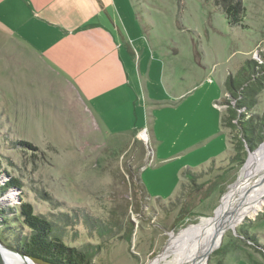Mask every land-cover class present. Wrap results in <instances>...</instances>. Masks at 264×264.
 <instances>
[{"label":"rangeland","instance_id":"1","mask_svg":"<svg viewBox=\"0 0 264 264\" xmlns=\"http://www.w3.org/2000/svg\"><path fill=\"white\" fill-rule=\"evenodd\" d=\"M229 1H239L238 25ZM42 4L0 0L3 244L20 232L13 209L23 195L71 221L67 243L96 245L93 264L177 263L264 141L240 153L222 122L234 102L225 80L246 60L264 64V0H116L115 32L93 20L64 32L41 19ZM91 48L105 54L89 65ZM134 57L151 64L150 79ZM256 101L244 119L264 113V80ZM174 136L191 145L176 156ZM10 177L19 185L5 188ZM206 264H264V202L223 232Z\"/></svg>","mask_w":264,"mask_h":264},{"label":"trees","instance_id":"2","mask_svg":"<svg viewBox=\"0 0 264 264\" xmlns=\"http://www.w3.org/2000/svg\"><path fill=\"white\" fill-rule=\"evenodd\" d=\"M239 5V1H229L224 5V12L232 25L240 24ZM254 62L246 60L243 68L235 76H229L225 80V86L234 102L222 116V122L224 127L232 128L235 132L236 141L232 142L235 150L240 153L244 149H254L261 142L264 134V113L254 114L246 119L243 113L251 112L256 105L258 89L261 81L264 80V64ZM227 103L231 104L230 101ZM238 156L234 157L235 160L242 159ZM187 176L193 177V173ZM18 185V179L10 177L5 183V188ZM13 211L20 232L14 235L10 243H7L9 248L28 256L38 264H93L92 259L97 246L89 242L80 246L67 243V227L72 223L63 213L55 216L36 212L33 204L23 195L18 207ZM102 231L103 229H98V237L102 238ZM0 233L2 234L1 231ZM0 240L4 242L2 237Z\"/></svg>","mask_w":264,"mask_h":264},{"label":"bare ground","instance_id":"3","mask_svg":"<svg viewBox=\"0 0 264 264\" xmlns=\"http://www.w3.org/2000/svg\"><path fill=\"white\" fill-rule=\"evenodd\" d=\"M263 202L264 141L250 153L240 172L238 182L227 194L217 214L209 220L208 229L175 264H206L207 255L215 249L223 232L255 212ZM4 255L16 264H34L23 261L10 252L5 251Z\"/></svg>","mask_w":264,"mask_h":264},{"label":"crops","instance_id":"4","mask_svg":"<svg viewBox=\"0 0 264 264\" xmlns=\"http://www.w3.org/2000/svg\"><path fill=\"white\" fill-rule=\"evenodd\" d=\"M43 3L44 4H42L40 6L41 10H40L39 16L41 17V19L45 23L52 25L55 28H61V30H63L64 32L65 31L68 32L69 30L75 31L80 25L87 24L91 20H93L94 24H107L108 27H110V28L113 27L111 25V22L109 21L111 14H110L108 9L111 5L115 7L116 0H43ZM100 15H101V18H98V16H100ZM101 19H106L107 21L105 23H103V21ZM24 23L25 22L23 21V22L17 24V26H19L20 24L22 25ZM90 26H91V24H90ZM0 27H2L4 29L7 28V27L5 28V26L2 24H0ZM126 27H127L126 28L127 31L130 30L131 28H133V26L128 27V25H126ZM112 30L115 32L114 29H112ZM118 33L120 34V36L119 35L118 36L123 38L122 33L120 31ZM19 42L22 43L25 46V48H29V46H28V45H30L29 41L24 42L22 40ZM32 45H34V44H32ZM31 53H34V52L31 51ZM104 54L105 53H102V51H100V50H95V49L91 48L89 50L88 55H89V58L92 60V62L89 63V65L97 62L99 57H101ZM118 61L120 62L122 60L120 59ZM134 61L136 62V69L134 72L139 74L140 77H142V78L148 77L147 79H150L151 75H153L151 73L152 72L151 64L149 62H145V59H142V62L140 63L141 59L135 58V57H134ZM117 65L115 66L114 71L110 70L107 73L108 74H118L119 68H117ZM156 66H158L160 71H161L160 61H159L158 65H156ZM123 73H125V72H123ZM68 85L70 86V84H68ZM150 97H151V95H150ZM150 97H148L149 100H150ZM148 115H150V113H149V109L147 108L146 109V116H148ZM153 122L154 121H150V123H149V121H148L147 125H149L148 128L150 130L148 136L151 135V137L155 141H160L161 139L157 138V136H159V134L155 130L156 124H154ZM151 124H152V126H151ZM148 128H147V131H148ZM216 132H218V131L214 130L213 133H211L205 137L215 135ZM179 139L180 138L178 136H176V137L174 136L173 138H171V140H172L171 148L173 149L171 154L173 156L179 155L181 152L185 151L186 149H188L191 146L190 143L187 142L189 140V138L185 139V141L183 140L181 145H178V142L180 141ZM200 140H201V138H200Z\"/></svg>","mask_w":264,"mask_h":264},{"label":"water","instance_id":"5","mask_svg":"<svg viewBox=\"0 0 264 264\" xmlns=\"http://www.w3.org/2000/svg\"><path fill=\"white\" fill-rule=\"evenodd\" d=\"M10 252V253H13L15 255H17L18 257H20L23 261H26V262H32L34 264H38L36 262H34L31 258H29L28 256L16 251V250H13L9 247H7L6 245H4L1 240H0V264H14L13 261L11 259H7L4 255V252Z\"/></svg>","mask_w":264,"mask_h":264}]
</instances>
